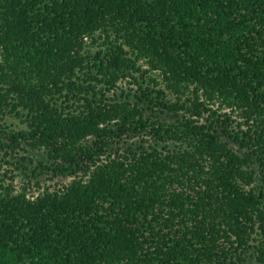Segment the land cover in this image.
I'll return each instance as SVG.
<instances>
[{
  "label": "trees",
  "instance_id": "1",
  "mask_svg": "<svg viewBox=\"0 0 264 264\" xmlns=\"http://www.w3.org/2000/svg\"><path fill=\"white\" fill-rule=\"evenodd\" d=\"M249 259L264 0H0V264Z\"/></svg>",
  "mask_w": 264,
  "mask_h": 264
},
{
  "label": "rangeland",
  "instance_id": "2",
  "mask_svg": "<svg viewBox=\"0 0 264 264\" xmlns=\"http://www.w3.org/2000/svg\"><path fill=\"white\" fill-rule=\"evenodd\" d=\"M7 121H8V123L11 124L12 128H15V129H16V128H19V127L22 126L17 120H15V119H13V118H8ZM26 148L29 149L27 146H26ZM21 153H24V154H27V155H29V156H32V157L35 158V159L41 157V152L34 151V150H29L28 152H23V151H21ZM246 264H256V263L254 262V260L249 259V260L246 262Z\"/></svg>",
  "mask_w": 264,
  "mask_h": 264
}]
</instances>
